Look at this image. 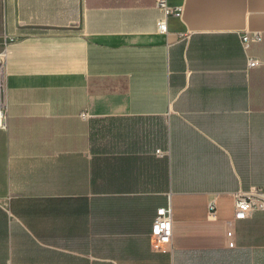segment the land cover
I'll list each match as a JSON object with an SVG mask.
<instances>
[{"label":"crops","instance_id":"crops-1","mask_svg":"<svg viewBox=\"0 0 264 264\" xmlns=\"http://www.w3.org/2000/svg\"><path fill=\"white\" fill-rule=\"evenodd\" d=\"M167 3L1 0L0 264H264V209L225 229L264 186V0Z\"/></svg>","mask_w":264,"mask_h":264},{"label":"built area","instance_id":"built-area-1","mask_svg":"<svg viewBox=\"0 0 264 264\" xmlns=\"http://www.w3.org/2000/svg\"><path fill=\"white\" fill-rule=\"evenodd\" d=\"M155 5L163 11V17L157 22L158 31L165 33L167 31V18L170 15L179 16L180 8L172 7L167 3V0H155ZM262 39V34L258 30L244 31L241 34V44L246 54L247 67L252 68L258 65L259 60L248 53L249 48L253 43L259 42ZM11 36H4L2 47L0 49V128L6 127L7 117V100H6V44L12 41ZM86 116L85 113H81ZM234 200V216L230 220L225 221V229L227 233L233 231V222L237 219H243L250 216L255 209H264V186H250L247 190H236L233 192ZM209 216L215 217V201L208 202ZM172 233V209L169 203L166 206H161L156 209V215L152 222L150 232V246L153 250L170 251Z\"/></svg>","mask_w":264,"mask_h":264},{"label":"rangeland","instance_id":"rangeland-1","mask_svg":"<svg viewBox=\"0 0 264 264\" xmlns=\"http://www.w3.org/2000/svg\"><path fill=\"white\" fill-rule=\"evenodd\" d=\"M2 43H3V35H2V11H1V0H0V47H2Z\"/></svg>","mask_w":264,"mask_h":264}]
</instances>
